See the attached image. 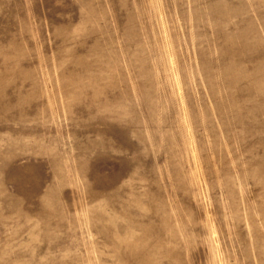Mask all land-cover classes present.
I'll list each match as a JSON object with an SVG mask.
<instances>
[{"label":"rangeland","instance_id":"rangeland-1","mask_svg":"<svg viewBox=\"0 0 264 264\" xmlns=\"http://www.w3.org/2000/svg\"><path fill=\"white\" fill-rule=\"evenodd\" d=\"M0 264H264V0H0Z\"/></svg>","mask_w":264,"mask_h":264}]
</instances>
